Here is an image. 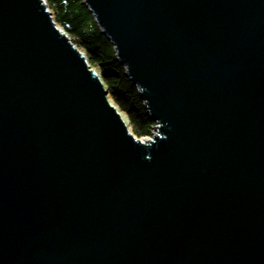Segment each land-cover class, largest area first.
<instances>
[{
	"label": "water",
	"instance_id": "water-1",
	"mask_svg": "<svg viewBox=\"0 0 264 264\" xmlns=\"http://www.w3.org/2000/svg\"><path fill=\"white\" fill-rule=\"evenodd\" d=\"M85 3L155 132L45 0H0V264H264V0Z\"/></svg>",
	"mask_w": 264,
	"mask_h": 264
},
{
	"label": "trees",
	"instance_id": "trees-1",
	"mask_svg": "<svg viewBox=\"0 0 264 264\" xmlns=\"http://www.w3.org/2000/svg\"><path fill=\"white\" fill-rule=\"evenodd\" d=\"M52 19L82 51L89 65L99 72L108 99L129 121L131 132L140 139L152 137L157 123L151 119L138 88L117 58L110 38L102 31L85 0H45Z\"/></svg>",
	"mask_w": 264,
	"mask_h": 264
},
{
	"label": "rangeland",
	"instance_id": "rangeland-1",
	"mask_svg": "<svg viewBox=\"0 0 264 264\" xmlns=\"http://www.w3.org/2000/svg\"><path fill=\"white\" fill-rule=\"evenodd\" d=\"M82 52V51H81ZM83 53V52H82ZM84 54V53H83ZM85 55V54H84ZM86 57V56H85ZM87 60V59H86ZM88 62V61H87ZM89 64V63H88ZM91 67V66H90ZM92 68V67H91ZM93 69V68H92ZM96 71V70H95ZM96 73L98 74V76H99V78L101 79V77H100V74H99V72L98 71H96ZM106 90V89H105ZM113 106H115L116 107V105L114 104V103H111ZM118 109V108H117ZM118 111L120 112V114H121V116H122V118L124 119V121H125V123H126V125L128 126V128L130 129V127H129V125H130V123H129V121L127 120V118H126V116L124 115V113L122 112V111H120V109H118ZM130 131H131V129H130ZM155 132V131H154ZM149 138H151V137H149ZM149 138H147V139H149ZM141 140H143V141H145L146 139H141Z\"/></svg>",
	"mask_w": 264,
	"mask_h": 264
}]
</instances>
